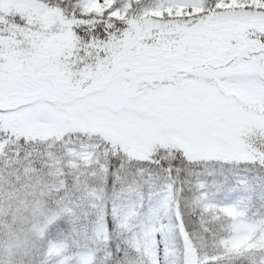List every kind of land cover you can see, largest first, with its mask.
Returning <instances> with one entry per match:
<instances>
[{
	"label": "snow or ice",
	"instance_id": "6c2138e0",
	"mask_svg": "<svg viewBox=\"0 0 264 264\" xmlns=\"http://www.w3.org/2000/svg\"><path fill=\"white\" fill-rule=\"evenodd\" d=\"M0 264H264V0H0Z\"/></svg>",
	"mask_w": 264,
	"mask_h": 264
}]
</instances>
